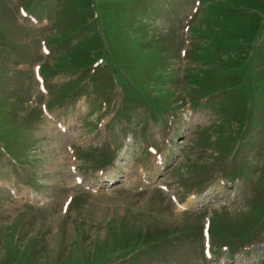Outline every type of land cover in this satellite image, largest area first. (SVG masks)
I'll use <instances>...</instances> for the list:
<instances>
[{
    "label": "rangeland",
    "instance_id": "374dc122",
    "mask_svg": "<svg viewBox=\"0 0 264 264\" xmlns=\"http://www.w3.org/2000/svg\"><path fill=\"white\" fill-rule=\"evenodd\" d=\"M260 3L0 0V264H264Z\"/></svg>",
    "mask_w": 264,
    "mask_h": 264
},
{
    "label": "trees",
    "instance_id": "16d2710c",
    "mask_svg": "<svg viewBox=\"0 0 264 264\" xmlns=\"http://www.w3.org/2000/svg\"><path fill=\"white\" fill-rule=\"evenodd\" d=\"M248 6H250L251 8H253L255 10V12L251 15V21L248 24L247 27L241 29L238 32V35L240 36H246L247 38H249V40H251L254 36H255V32H257V28L259 29L260 26V22H261V11L263 10V5L260 3V0H249V4H247ZM237 36V35H236ZM240 38V37H239ZM90 60V57L87 58V62ZM73 63H77L76 60H73Z\"/></svg>",
    "mask_w": 264,
    "mask_h": 264
},
{
    "label": "bare ground",
    "instance_id": "6f19581e",
    "mask_svg": "<svg viewBox=\"0 0 264 264\" xmlns=\"http://www.w3.org/2000/svg\"><path fill=\"white\" fill-rule=\"evenodd\" d=\"M110 174H106V176H109ZM28 195V194H27ZM202 196H200V197H196L192 202H195V201H197L198 200V198H201ZM191 199H193V198H191Z\"/></svg>",
    "mask_w": 264,
    "mask_h": 264
}]
</instances>
